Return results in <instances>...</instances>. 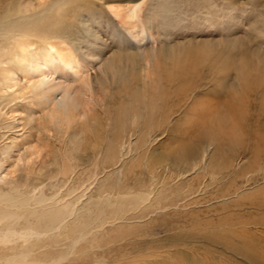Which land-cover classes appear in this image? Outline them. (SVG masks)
Here are the masks:
<instances>
[{
	"label": "rangeland",
	"instance_id": "374dc122",
	"mask_svg": "<svg viewBox=\"0 0 264 264\" xmlns=\"http://www.w3.org/2000/svg\"><path fill=\"white\" fill-rule=\"evenodd\" d=\"M135 3L143 4L141 16L157 40L155 45L161 59L156 61L155 79L146 87L159 83L164 91L172 92V95L168 93L169 99L157 101L162 106L160 109H168V121L142 146L145 151L140 148L129 153L116 167L103 170L89 181L94 194L99 195L113 181L118 186L142 183L143 190L149 191L154 187L151 182L155 172L154 189L158 192L164 188L163 196L167 198L151 199L148 206L125 222L130 226L125 230L138 234L125 237L135 241L129 252L125 250L131 245L119 250L110 242L117 251V256H113V250L105 249L102 243L104 247L95 249L97 256L92 252L81 263L71 264H264V171L261 169L264 166V0H75L70 15L57 26V34H51L49 41L57 46L65 41L81 64L77 70L62 65L61 70L49 75L61 86L55 92L58 98L64 87L70 86L71 91L81 89L82 81L88 79L92 92L84 93L83 101L91 118L103 121L102 125H107L108 114L114 113V107L108 110L107 99L116 92L120 95L118 90L122 89L119 82H113L107 65L135 55L140 44L131 38V26L116 18L111 8L118 5L124 9ZM193 54L204 57L203 61L199 60L200 65L189 64L192 57L197 58ZM187 55L191 57L184 58ZM172 57L183 62L188 59L182 64L188 75L174 82L172 88L166 85V89L165 79L179 78L176 72L169 80L174 69ZM103 68L108 70L107 78L102 76ZM16 79L19 85H26L30 78L20 73ZM101 81L105 83L101 85ZM130 85L123 94L132 92L134 86ZM115 103H119V98ZM32 108L34 118L27 115L26 107L21 108L25 118L21 112L5 110L9 121L14 120L7 130L17 135L27 134L32 127L40 128L43 120L39 126L38 119L45 115L43 106L36 104ZM82 120L66 131L51 128L41 133V137L36 134L30 137L28 142L39 144L40 152L28 166H16V159L25 152V147L9 156L0 153L4 161L0 176L8 174L0 186L6 190L18 186L31 193L43 182L53 184L54 178L47 179L44 174L50 175L49 171L55 169L50 163L60 151L65 153L81 123L87 125L91 121ZM233 122L239 127L236 144L222 130V127L232 128ZM207 133L215 134L218 141L208 143L202 139L203 145H207L204 165L187 178L178 179L174 173L178 167L172 164V159L201 144L198 139ZM84 134L88 140L93 139L91 133ZM19 139L25 143L26 136L20 135ZM105 144L106 141L102 146ZM95 148L78 155L83 160L94 157L99 150ZM102 151L98 152L99 159ZM254 151H260L262 159L259 165L251 167ZM222 155L226 163H232L231 167L223 169L219 178L211 179L206 174L207 168L212 161H221ZM131 162H137L133 175L139 183L132 182L134 179L123 182L121 177L134 167ZM90 168L92 165L84 163L79 169L82 174L75 175L76 181L87 179ZM249 168L254 170L253 178L247 181L244 175ZM45 190L49 196L54 188L49 185ZM236 191L239 194H234ZM226 192L229 194L224 195ZM109 234L112 236L111 230ZM246 239L254 241V254L251 248L244 249ZM233 245L241 249L234 251ZM102 249L105 250L101 252Z\"/></svg>",
	"mask_w": 264,
	"mask_h": 264
},
{
	"label": "bare ground",
	"instance_id": "6f19581e",
	"mask_svg": "<svg viewBox=\"0 0 264 264\" xmlns=\"http://www.w3.org/2000/svg\"><path fill=\"white\" fill-rule=\"evenodd\" d=\"M74 3L75 0H0L1 155L9 156L15 151L21 152V148L25 147L26 154L25 152L20 154L16 159V166L18 168L28 166L31 161L37 159L40 152L39 144L28 142L34 134L41 137V133L48 132L51 128L66 131L73 123L83 118H85L83 120L91 119L87 125L81 123L80 129L74 131V138L66 146L65 153L60 151L50 163L55 169L49 171L50 175L44 174V176L47 179L54 178L53 184L43 182L39 189L36 188L37 191L31 193H26L18 186H12L8 190L0 186V264L81 263L92 252L97 256L98 251L95 249L102 246V243H105V249L113 250L108 244L110 242L114 243L113 246L118 247L119 250L126 249V244L131 245L125 250L127 253L134 248L135 241H128L129 239L125 237L138 234L125 230L126 227H130L125 225V222L138 210L148 206L151 199L167 198L163 196L164 188L158 192L154 189L157 185L155 172L152 173L153 181L151 182L154 187L149 191L143 190L144 185L139 183L140 181L133 175L135 166L138 167L137 162H131L130 164L134 167L121 177L124 178L123 182L134 179L132 182L139 185H130L129 182L118 186L113 181L100 195L94 194V186L92 187L89 181L91 177H97L103 170L116 167L129 153L139 151L140 148L145 151L142 146L147 145L149 139L165 121H168V109L165 111L160 109L162 106H158L157 101L169 99L168 93L172 95V92L164 91L159 83L156 86L146 87L152 78L155 79V71L158 70L156 61L161 59L155 45L157 40L141 16L143 4L135 3L124 9L118 5L111 8V13L116 18L119 17L131 26L129 34L140 44H138L139 52L135 55L121 59L117 64L112 61L107 65L113 82H119L118 84L122 87L118 90L121 92L120 95L116 92L106 101L108 110L114 107L112 108L114 113L108 114L110 124L102 125L103 121L94 120V116L91 118L86 109L83 101L84 93L92 92L88 79L82 81L81 89L71 91V87L67 86L63 88L60 98L55 96L57 88L61 86L53 82L50 72L61 70L62 65L75 67L77 70L81 64L74 50L65 41L60 42L59 46L49 41L51 34L52 36L57 34V26L70 15ZM147 39L148 42L142 43ZM193 55H196L198 59L195 56L192 57L189 64L200 65L204 57ZM189 57L191 56L187 55L184 58ZM187 60L185 59L184 62ZM170 61L174 69L169 80L176 75V72L179 78L173 81L165 79L166 89L172 88L174 82L188 75L186 68L182 65L183 61L177 57H172ZM137 65L141 68L137 69ZM108 70L103 68L102 76L107 78ZM20 73L30 78L26 85H19L20 82L16 77ZM105 81H101V85ZM130 84L134 86L132 92L123 94L124 89L129 90ZM106 88L107 85L103 87V92H106ZM150 92L156 94L151 95ZM29 98L33 101H29ZM117 98H119L118 104L115 103ZM36 104L43 106L45 114L43 118L38 119L39 126H41L40 121L43 120L40 128L34 130L32 127V131L27 134L18 133L17 135L16 132L7 130V125L13 124L14 120L9 121L5 110H11L17 114L21 112L19 113L21 115L24 110L21 108L26 107L27 115L34 118L36 114L32 106ZM18 108L22 111H18ZM21 116L25 118V114ZM236 123L239 124L238 121ZM236 123L233 122L230 125L232 128L222 127L224 136L226 134L231 142L235 140V144L239 140L237 130L239 127ZM85 131L91 133L93 139L88 140L84 134ZM102 132L103 137H101ZM20 135L26 136L25 143L19 139ZM202 139H207V142L211 143L217 140V137L213 133L202 135L201 140L198 139L201 144L172 159L174 162L172 164L178 167L174 169L178 179L187 178L204 165L207 145H203ZM105 141L106 144L102 146ZM90 144L99 150L93 154L94 157L81 159L78 152H86L89 148L91 150L93 146ZM101 151L103 155L99 159L97 155ZM215 157L214 159L218 160V157ZM261 159V152H256L251 167L259 165ZM84 163L92 165V168L88 169L87 179L79 178L80 180L76 181L75 175L82 174L79 169ZM3 164L1 157L0 167H3ZM231 164L226 163L222 155L221 161L219 159L211 162L206 174L211 179H217L221 171L230 168ZM261 169L264 171V166ZM170 170L173 171L171 165ZM253 171L251 168L246 171L244 176L247 177V181L253 178ZM7 175L0 176V183H3ZM49 185L54 188V191L48 196L45 186L49 187ZM228 194L229 192H226L224 195ZM234 194L239 193L236 191ZM110 230L112 236L109 234ZM225 231L227 233V230ZM225 231L222 232L225 233ZM243 241L244 249L251 248V254H254L256 249L254 241L252 239ZM233 249L240 250L241 246L233 245ZM114 251L112 255L117 256V251Z\"/></svg>",
	"mask_w": 264,
	"mask_h": 264
}]
</instances>
